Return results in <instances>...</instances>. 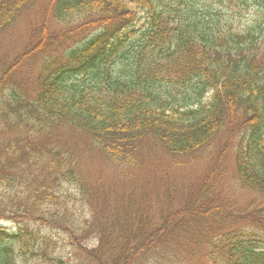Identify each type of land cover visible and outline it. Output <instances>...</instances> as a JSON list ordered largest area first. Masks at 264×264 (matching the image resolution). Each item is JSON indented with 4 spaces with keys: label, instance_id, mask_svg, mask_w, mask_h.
Here are the masks:
<instances>
[{
    "label": "trees",
    "instance_id": "1",
    "mask_svg": "<svg viewBox=\"0 0 264 264\" xmlns=\"http://www.w3.org/2000/svg\"><path fill=\"white\" fill-rule=\"evenodd\" d=\"M35 1L0 0V33ZM249 1L50 0L0 73V221L17 226L0 228V264H264V0L245 26L226 13ZM213 146L198 182L153 196ZM42 227L76 259L50 253Z\"/></svg>",
    "mask_w": 264,
    "mask_h": 264
},
{
    "label": "rangeland",
    "instance_id": "2",
    "mask_svg": "<svg viewBox=\"0 0 264 264\" xmlns=\"http://www.w3.org/2000/svg\"><path fill=\"white\" fill-rule=\"evenodd\" d=\"M251 2L254 3V0H250ZM50 0H36L34 3H32L27 9H25L20 17L15 21V23L9 27L7 30L2 32L0 34V65L4 63L5 65L8 64V62L12 61L15 59L19 54H23L26 48L30 45L31 43V37L34 29L38 26H40L43 21L44 17L46 16V10L47 7L49 6ZM196 3V2H195ZM200 7H204V5L200 4ZM261 6H258L257 4L254 6H251L248 9H241V14L237 13H230V15L233 14V17L235 18V21L238 24H241L240 26H245L246 23H253L256 18L258 17V12L256 11L257 8ZM42 17V18H41ZM145 18L143 16V19H141V22L137 25L135 28L137 33L135 34L133 41L136 42L141 36L142 33V25L145 24ZM51 27H56L57 24H50ZM57 33H59L60 29H55ZM91 31V32H90ZM88 32L90 33H84V34H79L78 36L75 37V39L82 37L83 35L85 36H91L95 31L90 30ZM74 39V40H75ZM74 40L72 42H74ZM70 42V43H72ZM126 62L127 59H121L119 58L114 65L116 69H119L121 72L124 71V68H126ZM40 63L35 65V68L39 66ZM28 68H24L22 70V77L28 76L30 79H33L34 76V71L29 72ZM164 91H167L165 87L162 89V93ZM216 155V146L211 147L209 150L203 151L201 153H197L194 155V159H190V157H182L180 160L181 163H186L182 164L179 166H175L172 168L169 172L167 169L165 170L164 167H161V162L159 161V166H155V171L160 172V168L164 169L163 171L164 176L166 177L165 180L171 179V187L164 186V184L161 186V189L158 191L156 188H153L157 192L153 196H158L159 194H163V192L167 189L173 193V195L178 194L182 192L185 189V184L189 186L195 179L196 182L199 181L198 176L206 169L208 168V163L210 159ZM224 165L228 167L230 170L229 176L230 178L233 176V170H234V153L231 151L228 155L227 160L224 162ZM147 169H151L153 171L154 168L151 166H148V168L143 167L140 168L136 171H134L132 174V178H130L128 181L132 184V186L128 185V182H123V184H126V189L132 188L131 190L135 189H140L136 187V184L132 181H137V182H142V186L147 184L149 181H151L150 176L146 175ZM106 176L110 175L108 172L105 173ZM183 180V181H182ZM185 183V184H184ZM238 195L239 198L242 202L253 198V195L250 194L249 192H244L241 193L239 191ZM3 227L7 228H12L10 224H1ZM49 235H52L57 241H56V252L60 253L61 257L63 258L64 262L67 263L70 261H74L76 258L74 256V253L72 249L67 246L65 249L62 248L66 242H68L67 236L57 234V233H52L48 232ZM54 248L51 246V249ZM63 249V250H62ZM62 250V251H60ZM43 262V261H42ZM80 262L78 261V264ZM24 264V263H21ZM26 264H36L35 260L29 261ZM84 264V263H83Z\"/></svg>",
    "mask_w": 264,
    "mask_h": 264
}]
</instances>
